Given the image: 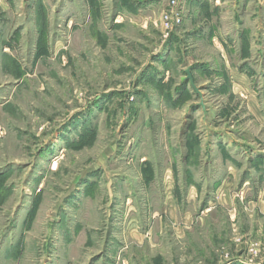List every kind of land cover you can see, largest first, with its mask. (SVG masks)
Here are the masks:
<instances>
[{
  "label": "rangeland",
  "instance_id": "rangeland-1",
  "mask_svg": "<svg viewBox=\"0 0 264 264\" xmlns=\"http://www.w3.org/2000/svg\"><path fill=\"white\" fill-rule=\"evenodd\" d=\"M0 264H264V0H0Z\"/></svg>",
  "mask_w": 264,
  "mask_h": 264
},
{
  "label": "built area",
  "instance_id": "built-area-1",
  "mask_svg": "<svg viewBox=\"0 0 264 264\" xmlns=\"http://www.w3.org/2000/svg\"><path fill=\"white\" fill-rule=\"evenodd\" d=\"M167 23H168V25H169V23H170L169 18H167Z\"/></svg>",
  "mask_w": 264,
  "mask_h": 264
}]
</instances>
